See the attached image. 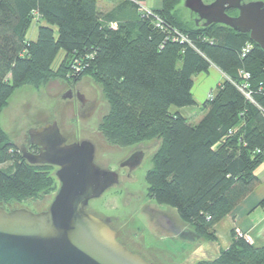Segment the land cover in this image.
Masks as SVG:
<instances>
[{
  "label": "trees",
  "instance_id": "trees-1",
  "mask_svg": "<svg viewBox=\"0 0 264 264\" xmlns=\"http://www.w3.org/2000/svg\"><path fill=\"white\" fill-rule=\"evenodd\" d=\"M141 1L117 0L101 11L99 0H0V113L18 88L64 78L72 63L80 65V75L98 84L108 103L98 127L107 142L133 147L159 140L147 196L175 208L197 236L211 240L216 224L261 184L264 50L249 33L181 17L182 0L153 8L165 20L160 29L139 11ZM41 21L36 40H27L31 24ZM213 65L227 78L201 104L204 116L195 122L172 110L198 104L194 75ZM241 69L251 73L253 102L235 85ZM8 162L0 166V205L57 190L53 166L28 163L0 125V165ZM218 253L197 264H264V245L234 233Z\"/></svg>",
  "mask_w": 264,
  "mask_h": 264
},
{
  "label": "water",
  "instance_id": "water-1",
  "mask_svg": "<svg viewBox=\"0 0 264 264\" xmlns=\"http://www.w3.org/2000/svg\"><path fill=\"white\" fill-rule=\"evenodd\" d=\"M184 5L206 25L218 23L249 33L264 50V1L184 0ZM228 9H236L238 14L230 15ZM36 98L48 103L49 115L20 122L16 141L28 163L57 168L59 186L42 210L0 205V264H154L118 238L108 217L88 210L91 200L121 182L119 171L96 161L97 146L92 139L68 142L57 122L58 104L51 122L54 99H46L42 91ZM63 98H71V94L65 93ZM28 131L31 142L40 147L39 153L22 147ZM144 156L143 151L134 154L120 167L134 170Z\"/></svg>",
  "mask_w": 264,
  "mask_h": 264
},
{
  "label": "rangeland",
  "instance_id": "rangeland-1",
  "mask_svg": "<svg viewBox=\"0 0 264 264\" xmlns=\"http://www.w3.org/2000/svg\"><path fill=\"white\" fill-rule=\"evenodd\" d=\"M116 1L99 0V8L101 11H108ZM208 1L204 0L206 3ZM146 5L154 8L161 6V1L147 0ZM178 6L181 17L186 19L197 18L184 5V0ZM39 24L44 25L45 22H33L31 24L26 35L27 40H36ZM53 29L57 32V27L53 26ZM64 56L65 52L61 50L53 63L54 69L59 67ZM79 66L72 63L71 70L66 72L64 78L52 77L40 86L31 83L25 84L10 97L8 105L0 113V125L7 134L9 141L16 145V151L19 152L21 148L16 141L19 137L20 122L27 120L28 117L41 119L49 115L48 103L38 102L36 98V93L42 91L46 99H54L53 107H51V122L54 121L55 107L58 104L56 108L59 111L57 122L62 132L67 134L70 140L92 139L97 146L96 161L105 162L107 169L119 171L121 182L111 187L101 197L91 200L88 210L102 217H108L113 228L118 231L120 240L127 243L133 250L142 253L154 264H197L202 260L215 259L219 254V250L223 248L226 233H223L222 229L219 230L218 226L214 227V239L208 240L198 237L193 240L191 235L182 234L184 231H194V229L179 217L175 208L159 204L147 196L146 173L153 166L151 158L159 145V140H146L133 147H119L107 142L98 127L102 117L109 110L108 103L101 92V87L94 83L89 76L80 75ZM214 73V69L210 68L208 72L194 75L193 95L195 94L197 99L204 96L203 90L205 88L212 87L211 90H214L217 86V83L213 85L215 82ZM238 74L241 84L243 77L239 72ZM203 78L204 81H202ZM226 78L227 76L224 75L223 79ZM250 78L246 79L249 87ZM70 87L79 89L84 94L85 98L89 100L86 106H83L75 98H63ZM209 94H211V91L208 92L207 96ZM171 109H178L195 122L199 121L205 114L201 104L181 108L172 106ZM137 148L142 149L145 156L142 163L132 173H129L126 167H120L119 164L126 160ZM10 165L12 163L8 162L0 166L8 168ZM263 167L264 163L258 167L257 172L260 173ZM55 169L57 168L51 167L53 175H55ZM56 182L59 186L58 179H56ZM55 192L52 191L37 199H27L19 203L12 202L6 204V207L8 209L26 207L35 211L42 210L51 203ZM230 233L231 241L233 233L236 235L241 234L248 237V239L251 237L237 225L232 228Z\"/></svg>",
  "mask_w": 264,
  "mask_h": 264
},
{
  "label": "crops",
  "instance_id": "crops-1",
  "mask_svg": "<svg viewBox=\"0 0 264 264\" xmlns=\"http://www.w3.org/2000/svg\"><path fill=\"white\" fill-rule=\"evenodd\" d=\"M211 69H214L215 71V82L213 85H216L215 83H217L218 85L222 82V80H224L223 78L225 74L214 65L211 67ZM202 81H204V78L202 79ZM211 89L212 87L205 88L203 90L204 96L201 99H197L194 94V97L198 101L199 105L202 104L201 102H204L206 100L208 92L210 93V91H212ZM259 176L261 178V184L250 195H248L230 214H228L222 220V222L216 224L215 228L219 226V230L222 229V232L226 233L223 248L228 247L231 243L230 232L236 225L251 236L249 239L250 243L255 246L264 245V206L259 205V203L264 199V167L260 171ZM187 231L194 234V236H191L193 240L199 237L194 231Z\"/></svg>",
  "mask_w": 264,
  "mask_h": 264
},
{
  "label": "built area",
  "instance_id": "built-area-1",
  "mask_svg": "<svg viewBox=\"0 0 264 264\" xmlns=\"http://www.w3.org/2000/svg\"><path fill=\"white\" fill-rule=\"evenodd\" d=\"M146 1H141L139 2V11L146 14L147 16H149L150 18H152L153 22L155 23V25L160 28V29H164V27L166 26L165 24V20L160 16L158 15L153 8L149 7L148 5H146ZM184 38V37H183ZM250 50V45H247L246 47H244L243 51L244 53H247L248 51ZM240 75H242L243 77V82L240 84V83H235V85L238 87V89L240 91H242L246 97L248 99H250L252 102L254 101L252 99V96H251V91L249 90V85L248 83H246V79L250 78L251 76V73L248 72V71H245L243 69H241L239 71ZM212 95L209 94V97H211ZM238 236L240 237H246V236H243L241 234H238ZM248 239V237H246ZM249 240V239H248Z\"/></svg>",
  "mask_w": 264,
  "mask_h": 264
},
{
  "label": "flooded vegetation",
  "instance_id": "flooded-vegetation-1",
  "mask_svg": "<svg viewBox=\"0 0 264 264\" xmlns=\"http://www.w3.org/2000/svg\"><path fill=\"white\" fill-rule=\"evenodd\" d=\"M246 1V0H245ZM209 2H211V1H208L207 3H209ZM227 12L230 14V15H237L236 14V9H228L227 10ZM238 12V11H237ZM67 93H70L71 94V98H75V99H77V100H79L81 103H82V105L83 106H86L87 104H88V102H89V100L87 99V98H85V96H84V94L82 93V92H80V90L79 89H74V87H70L68 90H67ZM81 96L83 97V100L81 99ZM36 128H38V127H36ZM30 130V129H29ZM64 133V132H63ZM65 134V133H64ZM67 137H68V142H73V141H80V140H82V139H76V140H70V137L67 135V134H65ZM22 147H26L29 151H31V152H33V153H39V150H40V147L38 146V145H36V144H33L32 142H31V136H30V134H29V131L27 132V140H26V144H25V146H22ZM141 148V147H140ZM140 148H137V149H135L131 154H130V156H132V155H136V154H138V153H140V152H142L143 150L142 149H140ZM129 156V157H130ZM128 157V158H129ZM123 162V161H122ZM121 162V163H122ZM120 163V164H121ZM119 164V165H120ZM55 167V166H54ZM126 168H127V171L129 172V173H132V171L133 170H130V168L128 167V166H125ZM183 235H188V236H194V234H192V233H190V232H188V231H184L183 233H182ZM117 235H119L118 234V231H117ZM118 238H119V236H118ZM120 239V238H119ZM127 244V243H126Z\"/></svg>",
  "mask_w": 264,
  "mask_h": 264
},
{
  "label": "bare ground",
  "instance_id": "bare-ground-1",
  "mask_svg": "<svg viewBox=\"0 0 264 264\" xmlns=\"http://www.w3.org/2000/svg\"><path fill=\"white\" fill-rule=\"evenodd\" d=\"M213 1V0H212ZM192 12V11H191ZM194 13V12H193ZM198 17V16H197Z\"/></svg>",
  "mask_w": 264,
  "mask_h": 264
}]
</instances>
